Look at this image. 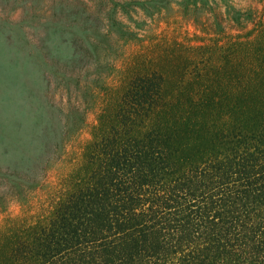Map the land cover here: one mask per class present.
I'll return each mask as SVG.
<instances>
[{"label": "trees", "instance_id": "1", "mask_svg": "<svg viewBox=\"0 0 264 264\" xmlns=\"http://www.w3.org/2000/svg\"><path fill=\"white\" fill-rule=\"evenodd\" d=\"M176 1L113 8L102 31L120 22L117 42L133 50L120 69L119 46L106 54L102 92L89 86V100L65 114L63 148L70 116L77 131L98 110L56 187L48 171L62 153L25 174L0 168V264H264V0ZM139 13L184 22L192 36L140 43ZM93 56L79 50L67 80Z\"/></svg>", "mask_w": 264, "mask_h": 264}, {"label": "rangeland", "instance_id": "2", "mask_svg": "<svg viewBox=\"0 0 264 264\" xmlns=\"http://www.w3.org/2000/svg\"><path fill=\"white\" fill-rule=\"evenodd\" d=\"M129 1L132 0H0L1 169L25 174L35 164L45 162L50 155L62 153L61 160L56 159L48 171L50 178L47 183L54 188L70 169V156L74 158L77 154L76 159L79 160L82 147L91 137L98 110H88L84 127L77 131L73 129L76 115L70 116L69 127L73 136L63 148L64 117L69 107L72 111V106L78 107L76 103L83 106L89 100L87 96L92 92H89V86L96 88V93L101 91L98 75L108 72L105 56L110 54L109 59H113L118 46L120 55L111 64L118 69L123 66L122 58L131 47L123 39L117 42L124 25L117 21L110 36L102 30L113 23V8L119 9ZM170 1L171 6L177 3L176 0ZM230 1L234 7L244 8L247 0ZM147 4L150 13L155 1ZM87 10L101 19L97 21V15L89 16ZM136 18L146 22L135 29L140 43L159 36L183 41L188 40L189 34L192 36L193 28L185 26L184 22L168 25L162 19L155 21L157 15L148 17L141 13ZM123 20L125 23L128 21L127 18ZM84 49L100 60L95 61L93 56L92 62L88 63L89 69L80 80H67L69 74L65 76V73L69 69L66 63L77 60L79 50ZM132 50L130 48L129 51ZM53 80L55 85L51 84ZM107 80L115 84L117 77L106 74L103 81ZM51 90L54 101L50 99ZM38 191L31 198L40 196L46 189ZM10 211L19 213L20 206L13 205ZM2 219L0 215V221Z\"/></svg>", "mask_w": 264, "mask_h": 264}]
</instances>
